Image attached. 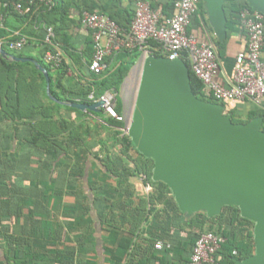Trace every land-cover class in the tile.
Listing matches in <instances>:
<instances>
[{
	"label": "crops",
	"instance_id": "1",
	"mask_svg": "<svg viewBox=\"0 0 264 264\" xmlns=\"http://www.w3.org/2000/svg\"><path fill=\"white\" fill-rule=\"evenodd\" d=\"M66 1L68 19L61 28L58 22L53 26L59 27L54 46L62 54L66 73L61 77L53 72V85L60 83L77 92L91 83L87 62L92 54L91 36L79 23L78 10L84 3L103 0ZM242 1L247 4L245 0L235 3ZM151 3L160 11L166 1ZM133 6L134 0H120L107 13L125 27ZM224 15L225 37L220 38L200 0L187 32L200 43L213 44L219 63L215 81L228 86L235 58L245 50L246 36L240 25L228 30L225 11ZM34 16L25 24L0 17V28L5 24V31L21 33L31 43L20 56H12L37 62L44 50L40 37L45 19L55 17L45 18L39 12ZM122 60L111 57L110 68ZM143 62L138 59L129 74L139 66L142 70ZM9 63L15 65L7 70L0 62V264H182L189 259L191 237L199 232H228L238 241H247L246 224L229 226L225 207L214 217L203 211L183 214L170 188L152 179L153 170L150 181L135 172V166L142 163L135 152L128 156L111 152L113 147L105 145L102 120L52 101L44 93L41 72L32 63ZM56 91L62 97L63 92ZM229 112L244 122L241 125L261 120L264 132V97L257 104L228 103L223 113L230 117ZM157 184L167 187L164 197H159ZM197 215L203 216L197 217L202 225L187 228L181 222ZM253 231L254 226L255 249ZM158 241L169 243L172 249L155 251Z\"/></svg>",
	"mask_w": 264,
	"mask_h": 264
},
{
	"label": "water",
	"instance_id": "2",
	"mask_svg": "<svg viewBox=\"0 0 264 264\" xmlns=\"http://www.w3.org/2000/svg\"><path fill=\"white\" fill-rule=\"evenodd\" d=\"M264 16V0H245ZM209 21L225 37L224 0H203ZM9 62H30L42 73L47 96L83 113H99L103 102L62 103L51 96L47 70L0 48ZM261 120L234 124L223 106L197 99L186 64L146 55L135 107L126 135L137 151L154 163V181L167 185L183 214L203 211L218 215L236 207L254 223V254L235 264H264V132Z\"/></svg>",
	"mask_w": 264,
	"mask_h": 264
},
{
	"label": "built area",
	"instance_id": "3",
	"mask_svg": "<svg viewBox=\"0 0 264 264\" xmlns=\"http://www.w3.org/2000/svg\"><path fill=\"white\" fill-rule=\"evenodd\" d=\"M34 3L49 10L55 5L53 0H31L26 6L13 4V8L18 14H29ZM199 3L200 0H178L174 6L175 13L167 18L159 10L153 9L149 0H135L133 17L127 31L103 13L83 12L79 16V23L89 31L92 41L89 72L95 76L102 75L109 68L106 59L122 50H136L145 56L149 55L148 48L153 42L159 46V57L170 61L185 59L188 62L191 73L203 85L206 99L217 103L250 101L257 104L264 97V16L251 8L240 12L239 23L246 36V47L235 58L230 85L222 86L215 81L219 63L213 44L200 43L187 32ZM45 32L41 58L56 72L62 65L63 57L54 46L53 28L47 27ZM27 42L25 36H20L6 47L11 52H21ZM87 99V104L102 101L100 109L107 117L122 120L116 113V95L113 92H106L99 99H95L91 92ZM225 242L226 239L217 232H203L195 241L185 264H221L219 254ZM170 249L171 245L163 241L154 244L157 252ZM232 254L234 257L238 256L236 251Z\"/></svg>",
	"mask_w": 264,
	"mask_h": 264
},
{
	"label": "trees",
	"instance_id": "4",
	"mask_svg": "<svg viewBox=\"0 0 264 264\" xmlns=\"http://www.w3.org/2000/svg\"><path fill=\"white\" fill-rule=\"evenodd\" d=\"M30 1L31 0H0V17L2 18V20L12 18L19 23L25 24L30 19H34L35 13L39 12L40 14H43V16L45 18H46V16L52 15L55 17V19H53V20L45 19L46 27L42 30L43 34L41 35L40 40L42 43L41 45L44 46L43 40H44L45 33H46L45 29L47 27H52L54 30V34H55L54 43L57 42L59 27L56 29L53 26L58 22L60 25V28H61V26L64 24V22L68 19V17H69L68 8L69 7H68L67 1L66 0H53L55 5L50 10L48 8L44 7L43 5H40L38 3H34L32 6V9H31V12L29 14H18L17 12H15V10L13 8V4L20 3L24 6H26ZM165 1H166V4L162 5L160 12L165 17L170 18L171 16H173L172 13H173V11H175L174 6L178 0H165ZM119 2H120V0H103L100 4H98L96 2L91 3V4L84 3V5L79 8L78 13H79V16L83 12L103 13V14L107 15L110 19H112L121 29L127 31L132 18L128 22V25L123 27L115 19V16L107 13V9L112 8V7H118ZM150 2H151V0H150ZM235 2H236V0H225L224 11H225L227 19H228V23H227V29L228 30L231 27V25H233V24L234 25H240V23H239L240 12L244 9L249 8L248 5L244 1H242L241 3H239L237 5ZM151 7L153 9H155V7L152 3H151ZM231 12H234L235 15L232 16ZM132 17H133V14H132ZM231 18L233 20H231ZM3 27H5V24H3L2 28H0V43L2 44L3 49L8 54L20 56L19 53H14V52L9 51L6 47V45L10 42L17 41L20 38V36H25V35H23L21 33L18 35L10 34L7 31H5V29ZM30 44L31 43L28 41L27 44L25 45V47L29 46ZM91 47H92V41H91ZM63 50L65 53L70 55V53L68 52L67 49L63 48ZM140 54L141 53L136 51V50H122L118 53L113 54L108 59H106V63L108 64V66L110 65L111 57H113V56H116V57L119 56L120 58H122L124 60H122V62L117 67H115L114 69H111L109 66V68L100 76H95L89 72V70H88V65L90 62V59H89L87 62V70L89 73V78L91 80V83L88 85V87L86 89H81L77 92H73L72 90L65 89L60 83L57 86L56 85L54 86L53 85V76H52L53 71L50 69V67L48 65H46L44 63L42 58L37 59V62L39 65L44 67L48 72L50 94L52 97L56 98L59 101H64L67 103L87 104V103H89L87 96L91 92L94 94L95 99L101 98L106 92H113L116 95V113L118 115H120L122 112V102H121V99L119 98L120 89H121V86H122L125 78L128 76L132 67L135 65V62L137 61ZM148 54L151 56H154V57H159L161 55L159 46L156 43H153V42L150 43V46L148 48ZM182 60L186 64V66L188 67V70H189L190 86H191V91H192L193 95L199 100L209 102V103H217L216 101H214L212 99H206L205 98V96L203 95L202 83L195 78L193 73H191V71L189 69L188 62L185 59H182ZM0 62L2 64V66L7 70H9L13 65H15V63H9V62L4 61L1 57H0ZM64 67H65L64 61H62V65L57 70L58 73H60L59 76H61V77L63 75H65V73H66V70H64ZM33 68L36 71L34 66H33ZM39 74L43 80V88H44V93H45V91H46L45 90L46 89L45 78L43 77V75L41 73H39ZM56 90H60L63 92L62 97L57 93ZM217 104H221L224 107V110H227V104L228 103H217ZM70 109L75 110L73 108H70ZM89 114H91V115L99 118L100 120H102V122L105 125H107L108 127L110 126V127H113L115 129L114 130V139H115L116 145L118 146V150H116L117 151L116 154L121 155V156H128L130 151L135 152L139 156V158L142 160L141 164H138L135 166V169H134L135 172L140 176L141 175L145 176L146 180L150 181L151 171L153 170V166H154L153 161L145 159L141 154H139L136 151V149H135L134 145L132 144L130 138L121 132V129H123V124L120 121H117V120L110 118V117L104 118L103 117V115H104L103 110H101L97 114H95V113H89ZM228 114L230 115V120L232 123H234V124L244 123L242 121L235 119L232 112H229ZM112 147H113L112 149H114L115 146H112ZM157 185L159 186V188H158L159 189V191H158L159 197H164L165 191H168L167 187L163 184H157ZM231 208L233 209V207H225V210L231 209ZM232 215H234V214H232ZM232 215H231L230 219H234V217ZM197 217L199 218V217H203V216L197 215L196 217H194L190 220H185V219L181 218V222L187 228H191L194 225H202L203 222L199 221ZM216 219H220V217H218ZM236 219L240 222V224H246L244 229L247 232V237H246L247 241L246 242L238 241V239L235 236H230V234L228 232H222L221 235L226 239V242L222 246V249H221L220 254H219L220 255L219 262L221 264H235L236 260H242L244 258H247V257L251 256L253 253L254 245L252 242V228L254 225H253V223H251L245 219H241L239 217V215H237ZM249 225L251 226V228L248 227ZM247 227H248V229H247ZM202 233L203 232H199L197 235H194L191 237L190 242H189L190 254H191V250H192V247H193L195 241L197 240V238ZM125 249H128V245L126 246ZM171 249H172V247H171ZM170 250H164L162 252H168ZM234 251H236L238 253L237 257L233 256L232 253ZM188 260L182 264L187 263Z\"/></svg>",
	"mask_w": 264,
	"mask_h": 264
},
{
	"label": "rangeland",
	"instance_id": "5",
	"mask_svg": "<svg viewBox=\"0 0 264 264\" xmlns=\"http://www.w3.org/2000/svg\"><path fill=\"white\" fill-rule=\"evenodd\" d=\"M14 53H20V52H14ZM144 56L145 55L141 53L138 59L142 61L144 59ZM140 76H141V68L139 66L132 70V72L129 74L127 79L124 80L122 87L120 89L119 98L121 99V102H122V112L119 116L122 118V120L120 121L123 124V129H121V132L124 135H126V128L129 126L131 122L132 113L135 107L138 87L140 83ZM103 117L108 118L107 115L105 114L103 115ZM100 126H102V128L104 129L102 133L105 135L104 136L105 138L104 140L106 141L105 145H107V147L109 145L115 146L111 152L113 151H114L113 153L117 152L116 150H118V146L116 145V142L114 139L115 129L113 127H110V126L108 127L107 125H103V124H100ZM239 212H240L239 209L236 207H233V209L232 208L226 209L225 216L228 218V221L226 223H228L229 226H231L232 224H235V225H238L240 228V223L236 219ZM231 215L234 217L233 220H230ZM248 227L251 228L250 225Z\"/></svg>",
	"mask_w": 264,
	"mask_h": 264
}]
</instances>
